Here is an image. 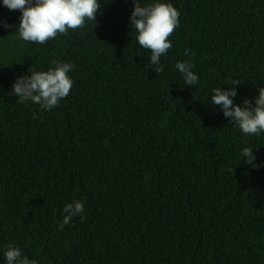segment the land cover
Wrapping results in <instances>:
<instances>
[{"label":"trees","instance_id":"obj_1","mask_svg":"<svg viewBox=\"0 0 264 264\" xmlns=\"http://www.w3.org/2000/svg\"><path fill=\"white\" fill-rule=\"evenodd\" d=\"M171 2L162 73L130 26L133 0H101L97 22L42 45L0 27V264L9 244L39 264H264V166L240 155L264 162V134L210 103L225 82L240 81L234 103L264 87V0ZM20 15L0 4L9 23ZM57 62L75 65L68 97L51 111L18 103L15 77ZM74 200L83 218L61 230Z\"/></svg>","mask_w":264,"mask_h":264},{"label":"clouds","instance_id":"obj_2","mask_svg":"<svg viewBox=\"0 0 264 264\" xmlns=\"http://www.w3.org/2000/svg\"><path fill=\"white\" fill-rule=\"evenodd\" d=\"M110 3L111 0H104ZM134 7L129 16L130 26L136 30V41L139 46L151 52L147 68L156 73L164 71L161 58L172 48L169 37L179 25V10L171 0H151L141 5L133 0ZM0 4L9 10H19L21 13L16 25L0 18V27L12 28L18 38L25 42L45 44L55 39L57 35L66 34L70 29L83 27L87 21H96L101 11V0H0ZM96 24V23H95ZM95 26V25H94ZM186 56L191 54L186 49ZM75 65L71 62H57L55 67L47 71H33L30 74L17 75L11 84V92L18 98L17 102L24 104L32 102L43 110L51 111L61 100L68 97L73 86L70 73ZM175 68L182 74L184 85H196L199 76L193 71L189 61H178ZM232 87L213 89L210 103L219 106L223 116L238 126L239 130L248 136L264 134V87H260L258 95L252 99L245 98L241 103H234L237 96L239 80H233ZM242 162L251 166H264L256 163L254 148L243 147L240 153ZM246 158V159H245ZM63 219L58 221L61 230L72 222L74 217L83 218L84 204L79 200L64 205ZM4 264H39L36 259H30L22 250L9 244L3 251Z\"/></svg>","mask_w":264,"mask_h":264}]
</instances>
